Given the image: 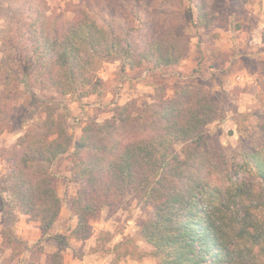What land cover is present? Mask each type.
Returning <instances> with one entry per match:
<instances>
[{"label": "trees", "instance_id": "1", "mask_svg": "<svg viewBox=\"0 0 264 264\" xmlns=\"http://www.w3.org/2000/svg\"><path fill=\"white\" fill-rule=\"evenodd\" d=\"M198 11L199 24L212 25L203 3ZM3 40L0 134L23 130L16 143L0 147L6 169L0 209L9 245L15 209L38 221L43 235L51 234L63 206L54 165L66 156L78 181L70 203L77 222L68 236H51L59 250L71 239L92 237L99 213L133 193L152 207L140 237L156 264H264V139L231 157L211 149L207 127L225 116L216 99L176 87L154 109L142 112L128 102L102 121L87 122L74 138L67 117L44 107L39 96H104L108 83L98 73L103 61L118 60L123 70L175 67L182 57L175 36L139 41L90 17L58 31L26 11ZM52 258L62 263L60 252L48 256L47 264Z\"/></svg>", "mask_w": 264, "mask_h": 264}, {"label": "rangeland", "instance_id": "2", "mask_svg": "<svg viewBox=\"0 0 264 264\" xmlns=\"http://www.w3.org/2000/svg\"><path fill=\"white\" fill-rule=\"evenodd\" d=\"M199 3L206 6L209 16L213 15L209 27L199 24ZM26 11L45 18L58 31L90 17L100 24L130 31L139 41L173 35L181 49V60L172 68L123 70L118 60L103 61L98 73L108 83V89L101 97L90 95L77 101L54 92H38L44 107H52L56 115L67 117L74 138L87 122L110 117L116 107L134 102L146 112L171 98L176 87L186 86L208 94L225 108L224 118L207 127L211 149L231 157L262 143L264 0H0V59L5 33L9 35L10 27ZM24 98L22 95L19 104ZM113 101L115 106L110 104ZM32 104L33 100L29 105ZM22 134L23 130L0 134V147L13 145ZM175 148L180 151L182 145L176 144ZM5 172L4 165H0V175ZM54 173L63 206L51 234L26 240L20 230L40 229L39 222L15 209L9 245L0 209V264H47V257L57 252L62 255L61 264H94V260L99 264H156L152 248L140 237L141 224L150 216L152 207L141 203L133 193L99 213L93 221L92 237L71 239L69 247L59 250L51 236H68L76 225L70 203L78 181L66 156L56 161ZM55 260L52 258L51 264Z\"/></svg>", "mask_w": 264, "mask_h": 264}, {"label": "crops", "instance_id": "3", "mask_svg": "<svg viewBox=\"0 0 264 264\" xmlns=\"http://www.w3.org/2000/svg\"><path fill=\"white\" fill-rule=\"evenodd\" d=\"M241 79H244V78H241ZM55 232H58V231L56 230ZM20 233L28 241L31 240L32 238H40V236L43 235L41 229H21ZM93 263L99 264V262L95 260L93 261Z\"/></svg>", "mask_w": 264, "mask_h": 264}, {"label": "built area", "instance_id": "4", "mask_svg": "<svg viewBox=\"0 0 264 264\" xmlns=\"http://www.w3.org/2000/svg\"><path fill=\"white\" fill-rule=\"evenodd\" d=\"M115 102H116V101H113V102H111L110 104H111L112 106H115Z\"/></svg>", "mask_w": 264, "mask_h": 264}]
</instances>
